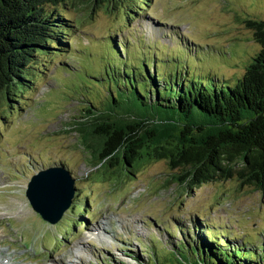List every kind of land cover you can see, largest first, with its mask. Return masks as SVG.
I'll use <instances>...</instances> for the list:
<instances>
[{
	"label": "trees",
	"instance_id": "obj_1",
	"mask_svg": "<svg viewBox=\"0 0 264 264\" xmlns=\"http://www.w3.org/2000/svg\"><path fill=\"white\" fill-rule=\"evenodd\" d=\"M118 1L0 0V113L6 105L18 110L29 106L24 92H34L50 62L68 51L81 29L77 8ZM133 1L145 15L151 12V0ZM124 3L130 20L140 17L128 1ZM244 23L259 48L241 74L228 77L212 70L189 71L190 63L200 68L206 53L187 36L179 46L106 36L93 66H83L82 71L68 53L72 66L62 61L57 69L74 72L73 85L84 99L80 121L71 130L79 136L91 169L116 178L121 170L133 174L142 164L163 161L186 189L234 177L241 186L264 194V19ZM131 30L127 21L120 23L122 33ZM87 205L79 201L74 206L82 210L75 224L68 225L67 235L78 231L79 219L96 218ZM211 225L201 216L185 225H166L170 238L160 242L159 252L141 243L146 261L131 252L128 258L136 264H264V234L255 242L230 237Z\"/></svg>",
	"mask_w": 264,
	"mask_h": 264
},
{
	"label": "rangeland",
	"instance_id": "obj_2",
	"mask_svg": "<svg viewBox=\"0 0 264 264\" xmlns=\"http://www.w3.org/2000/svg\"><path fill=\"white\" fill-rule=\"evenodd\" d=\"M124 1L140 17L130 20ZM149 4L152 10L147 15L133 0L77 8L81 29L68 51L52 57L50 69L34 92H24L29 106L19 110L3 106L0 249H7L15 264H104L103 259L136 264L128 258L131 253L145 261L148 256L141 243L156 246L159 252L160 242L170 238L163 229L166 225H185L197 216L230 237L257 242L264 234V194L241 186L236 178L186 189L175 182L174 173L163 161L142 164L133 174L121 170L116 178H104L91 169L79 136L71 130L80 121L84 99L73 85L77 83L74 72L69 75L57 67L63 61L71 66L73 62L81 71L83 66L89 69L106 36L117 40L131 36L177 46L185 36L193 38L206 54L201 55L200 68L190 63L187 69L195 73L212 70L225 77L241 74L259 48L244 21L264 19V0H151ZM126 21L132 28L129 35L120 31V23ZM68 53L71 62L66 60ZM55 163L65 165L77 190L63 216L49 223L32 209L25 191L38 171L63 169ZM79 201H86V209L90 207L96 218L79 219L78 231L67 235L68 225L75 224L73 220H78L82 210L74 209Z\"/></svg>",
	"mask_w": 264,
	"mask_h": 264
},
{
	"label": "water",
	"instance_id": "obj_3",
	"mask_svg": "<svg viewBox=\"0 0 264 264\" xmlns=\"http://www.w3.org/2000/svg\"><path fill=\"white\" fill-rule=\"evenodd\" d=\"M74 181L65 168L43 169L31 176L25 195L32 209L42 219L55 223L70 207L75 189Z\"/></svg>",
	"mask_w": 264,
	"mask_h": 264
},
{
	"label": "bare ground",
	"instance_id": "obj_4",
	"mask_svg": "<svg viewBox=\"0 0 264 264\" xmlns=\"http://www.w3.org/2000/svg\"><path fill=\"white\" fill-rule=\"evenodd\" d=\"M13 259H14L13 255L11 253H9L7 251V249H0V264H15V262L13 261Z\"/></svg>",
	"mask_w": 264,
	"mask_h": 264
}]
</instances>
